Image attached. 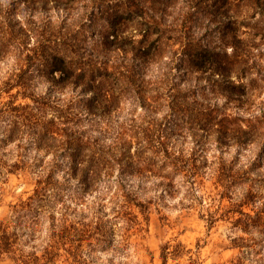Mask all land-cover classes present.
<instances>
[{"label":"clouds","instance_id":"obj_1","mask_svg":"<svg viewBox=\"0 0 264 264\" xmlns=\"http://www.w3.org/2000/svg\"><path fill=\"white\" fill-rule=\"evenodd\" d=\"M0 264H264V0H0Z\"/></svg>","mask_w":264,"mask_h":264}]
</instances>
